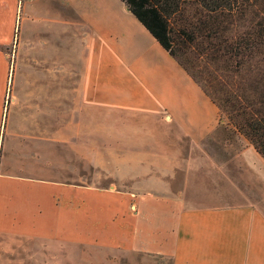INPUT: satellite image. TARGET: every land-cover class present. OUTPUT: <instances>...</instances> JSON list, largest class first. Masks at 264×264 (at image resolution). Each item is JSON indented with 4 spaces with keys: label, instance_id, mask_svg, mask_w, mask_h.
<instances>
[{
    "label": "crops",
    "instance_id": "1",
    "mask_svg": "<svg viewBox=\"0 0 264 264\" xmlns=\"http://www.w3.org/2000/svg\"><path fill=\"white\" fill-rule=\"evenodd\" d=\"M18 5L19 0H0V264H58L63 262V255L66 260L71 258L70 250L75 245L100 251L111 245L142 250L152 245L153 249L172 251L173 264H264V210L257 205L206 204L196 189H190L193 197L182 195V199L179 195L165 200L161 195L138 194L170 189L166 177L176 163L169 146L173 140L166 135L167 123L158 118L174 99L169 81L174 80V68L180 65L155 39H150L127 8L106 7L101 20H89L77 89L79 108L85 112L81 119L88 127L99 129V141L118 145L117 153L109 150L100 159H117L120 175L137 181L125 192L61 178L64 143L68 144L65 155L74 156V118L64 131L61 87L50 88L45 82L37 85L33 81L61 80L59 66L31 71V86L25 90L15 88L12 103L4 113L10 79L7 48L15 41ZM48 12L59 23L58 29L28 24L23 28L24 45L31 47L39 42L40 48L45 47L43 51L55 50L49 40L57 39L62 24L64 28L74 26L72 13L66 19L59 10ZM35 16L31 10L28 17ZM117 17L124 19L117 21ZM125 19L142 41L117 24L125 23ZM94 26L98 27L97 38L92 34ZM113 31L124 39H133L132 53L127 57L136 55L132 71L121 58L119 63L117 58L112 62L115 42L110 44L106 38ZM35 32L50 35L34 40L31 35ZM112 63L122 72L113 73L111 78L107 70ZM150 63L161 72L152 73ZM104 76L107 83H100ZM12 81L18 84L15 78ZM194 88L203 92L197 84ZM77 125L84 127L83 123ZM142 200L151 207L166 205L172 210L161 212L162 222L145 223L129 210L132 202L138 206ZM167 218H171L168 223Z\"/></svg>",
    "mask_w": 264,
    "mask_h": 264
},
{
    "label": "rangeland",
    "instance_id": "2",
    "mask_svg": "<svg viewBox=\"0 0 264 264\" xmlns=\"http://www.w3.org/2000/svg\"><path fill=\"white\" fill-rule=\"evenodd\" d=\"M106 7L124 10L127 6L121 0H19L15 41L7 48L10 60V79L4 99V113H7L12 103L13 90L15 88L25 90L31 86L28 84L31 71H47L51 65L53 67L59 66L63 75L61 80L33 81L37 85L45 82L50 88L61 87L64 131L70 127L74 118V156L65 155L67 154L66 146L68 144L65 145L64 143V170L61 178L74 180V184L89 183L98 188L116 187L118 190L126 192L132 188L131 184L137 179L120 175L117 159L111 157H107L105 161L100 159L102 154L107 153L109 150L117 153L118 145L101 142L96 138L99 129L88 127L87 122L81 119L82 114L85 112L81 113L82 110L78 104L80 97L77 88L80 87L81 83L80 67L83 69L82 61H84V45L88 39L89 20L92 19L93 23L97 19L101 20ZM31 10L36 13L33 19L28 17ZM51 10L61 11L66 19L71 18L73 14L74 26L71 27L69 24L64 28L62 24V32L57 39L49 40L50 44L56 46L55 50L46 48L47 51H43L45 47L40 48L39 42H35L31 47L24 45L23 28L28 24L44 27L45 29H48V27L58 29L59 23L55 22L51 17V13L48 12ZM40 16H42V19ZM116 19L118 21L124 18L117 17ZM117 24L128 28L135 39L142 41V37L128 20L125 23L122 22V24L117 22ZM93 28L92 34L97 38L98 27L94 26ZM143 28L146 30L144 26ZM146 32L149 33L147 30ZM118 33L113 31L106 38V42L109 41L110 44L115 42L117 48L113 49L114 47H111V55L114 51L112 62H116L115 58H117L119 63L121 58L123 62L130 65L129 70L132 71L135 68L132 69L131 67L137 62L136 55L127 57L129 53H132L133 39L130 37L124 39V36H120V33ZM49 35L47 32H35L31 37L34 40L48 39ZM149 37L154 40L151 34ZM118 45H121L122 48ZM58 59H61L60 62ZM114 65L112 63V66L107 70L111 78L113 73L122 72L119 66ZM150 65L153 67V64L150 63ZM157 72L161 71L153 67L152 73ZM174 74V80L169 81V86L173 85L174 99L169 103L168 108L164 107L162 109L161 116L158 118L167 123L166 129L168 131L166 135H169V139L173 140V143L169 146L174 151L171 152L175 156L176 163L172 173L166 177L170 189L166 192L163 189L160 191L157 189H152V191L143 190L138 191V194L141 196L161 195V198L166 200L167 197L174 195H179V198L182 195L193 197L191 191L196 189L197 192L201 191L202 202L204 201L206 204L225 206L251 203L264 210L263 158L249 141L228 122L225 114L203 92L194 88L196 84L181 66H175ZM106 77L101 78L99 82L107 83L108 79H104ZM13 78L18 84H15V82L13 84ZM110 81L116 82L112 79ZM110 118L113 119L114 114ZM77 123H83L84 127L78 126ZM158 135L160 134L158 133ZM161 142L164 143L162 140ZM96 157L99 160H95ZM70 163L73 165L70 166ZM142 175L144 176L145 172H142ZM133 198H138V195ZM129 210L135 212L137 218L146 223V221L151 220L152 222L156 220L162 222L161 212L166 213L172 209L166 205L151 207L142 200L138 206L132 202ZM168 219L171 218L166 219L167 223ZM168 225L170 226V224ZM143 226L147 228L146 224H143ZM147 247L150 248L142 250L128 246L111 245L106 251H100L101 249L96 247L83 249L75 245L70 250L71 258L66 260V256L63 255V262L59 261V258L57 259L58 264L174 263L172 251L167 252L159 247L153 249L152 245Z\"/></svg>",
    "mask_w": 264,
    "mask_h": 264
},
{
    "label": "trees",
    "instance_id": "3",
    "mask_svg": "<svg viewBox=\"0 0 264 264\" xmlns=\"http://www.w3.org/2000/svg\"><path fill=\"white\" fill-rule=\"evenodd\" d=\"M264 160V0H121Z\"/></svg>",
    "mask_w": 264,
    "mask_h": 264
},
{
    "label": "water",
    "instance_id": "4",
    "mask_svg": "<svg viewBox=\"0 0 264 264\" xmlns=\"http://www.w3.org/2000/svg\"><path fill=\"white\" fill-rule=\"evenodd\" d=\"M128 9V7H126Z\"/></svg>",
    "mask_w": 264,
    "mask_h": 264
}]
</instances>
